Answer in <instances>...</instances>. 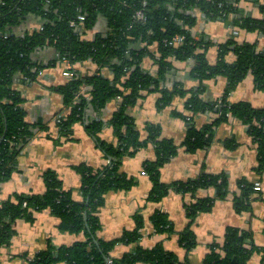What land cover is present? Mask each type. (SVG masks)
<instances>
[{
  "label": "trees",
  "instance_id": "obj_1",
  "mask_svg": "<svg viewBox=\"0 0 264 264\" xmlns=\"http://www.w3.org/2000/svg\"><path fill=\"white\" fill-rule=\"evenodd\" d=\"M252 3L264 15V0H0V181L11 177L29 141L39 131L48 129L41 121L27 120L26 98L16 84L31 83L46 68L60 64L65 66L64 71H73L66 83L53 88L64 99L62 113L56 120L61 136H69L73 126L83 122L108 159V164L101 168L86 163L75 166L82 179V200L75 199L72 190L64 188L59 174L49 169L43 173L44 193H17L4 201L0 205V249L10 242L17 218L32 219L34 211L50 208L60 219L59 229L84 232L87 238L71 245H49L35 254L30 264H107L108 260L112 264H189L162 243L150 249L139 246L121 257H113L111 252L118 243L139 240L142 222L120 238L103 240L97 234L101 228L98 213L109 191L128 190L137 182L121 171L123 159L154 144L156 158L144 163L153 183L149 200L160 201L172 190L194 194L200 188L215 189L214 196L185 204L189 222L179 238L187 253L190 252L197 245L192 228L197 216L208 213L217 200L228 197L229 181L225 174L204 173L187 181L164 183L161 168L177 155L181 146L190 152L208 147L216 128L230 116L249 126L259 154L256 169L259 173L264 171V106L229 99L249 73L264 90V46L259 41H239L235 34L225 42L215 43L206 34L193 33L199 15L204 14L208 19L225 21L234 30L264 35V16L251 13ZM139 11L144 18H139ZM32 22H40V26L31 30L28 26ZM92 32L94 38L90 37ZM177 36L182 37L179 43L174 40ZM213 45L218 47L214 64L207 57ZM47 49L53 52L48 60L42 56ZM231 54L235 55L233 61L229 59ZM146 58L154 60L157 70L144 66ZM87 60L98 66L92 74H83L76 68V64ZM175 60L191 62V76L199 82L197 88L186 89L181 82L169 85ZM104 70L107 72L103 73ZM220 75L228 80L225 93L221 98L205 101L201 97L205 81ZM152 92L160 94L159 109L170 105L177 96L186 97L188 114L175 113L188 122L181 143L164 137L159 124L148 122L144 128L140 127L136 106ZM113 99L118 100V107L106 120L105 110ZM91 110L94 116H90ZM201 112H214L217 116L197 126L194 118ZM106 126L113 128L116 142L101 138ZM233 141L225 143L235 146ZM239 188L233 203L240 213L251 208L256 189L246 179L239 181ZM152 222L158 233L173 232V222L164 211L157 210ZM260 251L264 264V248L255 244L253 232L228 226L223 243H213L202 264H248L252 255Z\"/></svg>",
  "mask_w": 264,
  "mask_h": 264
},
{
  "label": "crops",
  "instance_id": "obj_2",
  "mask_svg": "<svg viewBox=\"0 0 264 264\" xmlns=\"http://www.w3.org/2000/svg\"><path fill=\"white\" fill-rule=\"evenodd\" d=\"M241 5L246 6L244 2ZM250 10L255 16H264L253 3ZM39 26L40 22H32L28 28L33 30ZM193 33L196 36L201 33L206 34L207 38L215 43L225 42L235 34L239 41H259L260 45L264 46L263 33L247 30L235 33V30L225 21L211 20L204 14L199 15ZM94 36L95 32H92L90 37L94 38ZM52 54L53 52L47 49L42 56L48 60ZM207 57L210 63H216L218 59L216 45L209 48ZM229 59L233 61L235 55L231 54ZM174 65V71L169 75V85L181 82L184 88L189 90L199 86L198 80L191 76L190 61L175 60ZM144 66L151 71L157 70V64L152 58H146ZM76 68L83 74H92L98 66L87 60L76 64ZM64 69L65 66L61 64L48 67L37 80L16 84V88L20 89L26 98L27 120L41 121L48 126V129L39 131L29 141L19 156L17 168L11 177L6 181H0V205L17 193H44L46 185L43 173L49 169L59 174L64 188L72 190L75 199L82 200L80 192L82 179L75 166L86 163L95 168H101L108 164V159L98 147L97 140L87 133L83 122H77L69 136H61L56 120L62 113L64 99L53 88L67 82L68 78L64 74ZM105 71L107 72L104 70L103 73ZM227 84V78L222 75L205 81L202 99L211 101L221 98ZM159 96L157 92L149 93L137 104L136 111L140 119V127L144 128L148 122L159 124L164 137L173 138L177 143H181L186 136L188 122L175 113L188 114L185 108L186 97L177 96L170 105L159 109L157 105ZM229 99L232 102L249 101L254 107H262L264 106V90L255 84L253 75L249 73L230 93ZM117 107L118 100H111L106 107L104 119L107 120ZM89 114L94 116L92 110ZM216 116L214 112H201L196 114L194 120L197 126H203ZM145 135L146 133H143V137ZM100 136L110 142L117 140L110 126H106ZM229 139L234 140L235 146L230 147L225 143ZM155 158L154 144L140 148L134 156H126L123 159L121 171L134 177L136 184L128 190H111L105 195V202L98 213L101 222V228L97 233L99 238L103 240L120 238L126 230H134L138 223L142 222L139 240L118 243L111 252L113 257H121L139 246L150 249L162 243L165 249L175 252L180 260L187 259L189 264H202L210 251V246L215 242L223 243L228 226L252 231L255 244L264 248V171L259 173L256 169L259 165L258 148L246 123L237 117L230 116L227 122L216 128L213 141L208 147L190 152L181 146L177 155L161 168V181L164 183L187 181L204 173L225 174L229 181L228 197L217 200L211 211L197 216L192 226L197 245L188 253L181 245L179 238V233L189 222L185 204L199 198L214 196L215 189L200 188L194 194H183L172 190L160 201L149 200L148 194L153 183L144 169V163L146 160ZM241 179L253 182L258 189L252 194L251 208L239 213L235 210L233 198L240 193ZM157 210L169 215L173 222L171 234L158 233L155 230L152 216ZM59 222V217L50 208L34 211L32 219L17 218L13 224L14 234L10 242L0 249V264H30L35 254L47 249L49 245H71L77 241L86 240L84 232L73 233L59 229ZM262 260L263 252H256L248 264H262Z\"/></svg>",
  "mask_w": 264,
  "mask_h": 264
},
{
  "label": "built area",
  "instance_id": "obj_3",
  "mask_svg": "<svg viewBox=\"0 0 264 264\" xmlns=\"http://www.w3.org/2000/svg\"><path fill=\"white\" fill-rule=\"evenodd\" d=\"M138 16H139V18H144V15H143V13L141 12V11H139L138 12ZM80 18H84V17H80ZM238 31H236L235 30V33H237ZM174 40H175V42H178L179 43V41H181L182 40V37H175L174 38ZM67 68H69L70 67V65H69V63H68V61H67ZM64 74H65V76L67 77V78H71L72 76H73V71H70V70H68V69H66L65 71H64ZM255 189H258V186H255ZM107 264H112V261L111 260H108V262H107Z\"/></svg>",
  "mask_w": 264,
  "mask_h": 264
}]
</instances>
